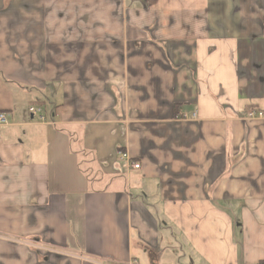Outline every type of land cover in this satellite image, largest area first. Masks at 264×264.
<instances>
[{"label":"crops","instance_id":"1","mask_svg":"<svg viewBox=\"0 0 264 264\" xmlns=\"http://www.w3.org/2000/svg\"><path fill=\"white\" fill-rule=\"evenodd\" d=\"M0 112V264H264V0H0Z\"/></svg>","mask_w":264,"mask_h":264},{"label":"built area","instance_id":"2","mask_svg":"<svg viewBox=\"0 0 264 264\" xmlns=\"http://www.w3.org/2000/svg\"><path fill=\"white\" fill-rule=\"evenodd\" d=\"M147 2H150L152 0H146ZM28 113L32 114V115H35L37 113V109L35 107H31L29 108L28 110ZM262 114L261 113H257V112H254V111H250L248 113V117L249 118H259L261 117ZM193 117H195L193 115ZM40 119L42 120V117H40ZM7 115L4 113V112H0V128L4 127L5 125H7ZM118 158L120 161H124L126 162L131 169L133 170H138L139 169V165L137 163H134L132 162L131 158L128 156V154L126 152H119L118 153ZM119 264H139L137 260L135 259H130V260H127V261H123V262H120Z\"/></svg>","mask_w":264,"mask_h":264}]
</instances>
